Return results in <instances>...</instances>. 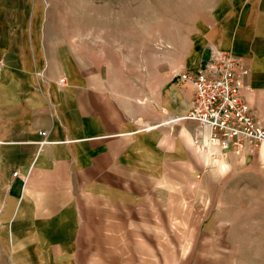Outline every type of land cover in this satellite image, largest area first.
<instances>
[{
  "label": "crops",
  "instance_id": "obj_1",
  "mask_svg": "<svg viewBox=\"0 0 264 264\" xmlns=\"http://www.w3.org/2000/svg\"><path fill=\"white\" fill-rule=\"evenodd\" d=\"M33 12V0H0V264H133L157 206L206 168L191 147L194 120L152 126L184 113L193 88L175 74L148 104L110 92L55 55ZM216 48L249 59L246 97L264 125L260 51Z\"/></svg>",
  "mask_w": 264,
  "mask_h": 264
},
{
  "label": "rangeland",
  "instance_id": "obj_2",
  "mask_svg": "<svg viewBox=\"0 0 264 264\" xmlns=\"http://www.w3.org/2000/svg\"><path fill=\"white\" fill-rule=\"evenodd\" d=\"M33 11L56 56L141 104L163 99L213 47L250 44L264 61V0H33ZM220 158L205 168L206 157L200 181L196 168L185 196L157 206L133 264H264V151Z\"/></svg>",
  "mask_w": 264,
  "mask_h": 264
},
{
  "label": "built area",
  "instance_id": "obj_3",
  "mask_svg": "<svg viewBox=\"0 0 264 264\" xmlns=\"http://www.w3.org/2000/svg\"><path fill=\"white\" fill-rule=\"evenodd\" d=\"M250 74L247 57L211 48L198 70H183L176 75L192 86L194 95L185 112L169 115L167 124L194 120L197 126L192 146L210 160L227 154L259 153L264 146V125L246 97L252 90Z\"/></svg>",
  "mask_w": 264,
  "mask_h": 264
}]
</instances>
